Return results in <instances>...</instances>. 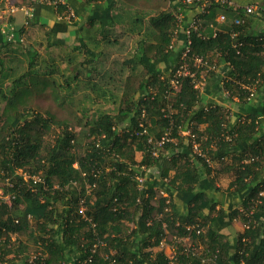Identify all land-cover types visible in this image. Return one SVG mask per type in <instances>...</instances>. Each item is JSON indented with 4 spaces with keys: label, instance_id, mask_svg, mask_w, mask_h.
Listing matches in <instances>:
<instances>
[{
    "label": "trees",
    "instance_id": "obj_1",
    "mask_svg": "<svg viewBox=\"0 0 264 264\" xmlns=\"http://www.w3.org/2000/svg\"><path fill=\"white\" fill-rule=\"evenodd\" d=\"M249 4L260 7L262 13L243 15L230 6L212 3L201 15L205 37L194 33L191 48L193 54L215 62L216 68L223 63L222 86L242 103L260 88L264 90V29L257 32L253 19L264 22V6ZM218 9L227 15L220 28L215 22ZM236 17L243 22L235 24ZM149 22L154 28V58L171 55L173 66L165 74L153 68L148 81L135 76L103 81L105 75L99 81L91 80L85 73L84 55L56 38V24L44 30L46 44L41 52L25 35L43 24L33 21L28 28H16L13 41L0 35V190L13 195L10 205L0 198V264H109L110 259L113 264H199L201 256L211 254L217 256L215 264H264V196L253 202L264 190V179L257 177L264 168V96L258 110L231 124L223 106L201 102L188 76L179 77L175 90L170 80L179 65L185 35L182 47L173 50L170 46L178 26L175 15L160 12ZM210 23L218 27L215 34ZM231 30L238 31L235 41L243 42L238 53L231 46ZM21 48L27 65L14 75L20 65L13 67L10 62ZM191 69L196 75L200 71ZM43 93L67 109L72 93H83L80 112L71 116L75 123L47 110H34L33 100ZM110 99L117 101L114 111L96 110L88 117L84 100L93 105ZM141 121L146 132L135 134ZM168 129L174 141L153 155L148 139L154 141ZM185 129L197 133L211 161L230 157L222 163L229 176L224 190L209 176L214 169L211 163L192 151L181 133ZM32 175H39L40 181L34 182ZM137 176L144 179L139 181ZM209 190L225 191L229 198L239 196L242 207L255 205L254 221L234 245L223 241L220 230L233 216L238 214L242 222L245 217L233 203L229 213L215 210L219 201ZM81 201L83 212L79 211ZM177 204L184 206V213L179 214ZM204 208L216 213L204 215ZM188 225L194 228L188 230ZM166 233L173 236L169 244L172 257L153 249ZM184 236L191 245L184 243ZM31 246L36 254L29 258ZM89 256L91 262H87Z\"/></svg>",
    "mask_w": 264,
    "mask_h": 264
},
{
    "label": "crops",
    "instance_id": "obj_2",
    "mask_svg": "<svg viewBox=\"0 0 264 264\" xmlns=\"http://www.w3.org/2000/svg\"><path fill=\"white\" fill-rule=\"evenodd\" d=\"M232 1L239 7L249 3H259L264 6V0ZM11 2L21 4L28 0H11ZM125 2V0H70L76 16L70 21L58 17L49 7L37 6L28 25L33 21L37 23L36 25L43 24L45 29L54 24L58 25L55 30L56 38L78 52L80 56L84 55L85 73L86 76L91 77V80L99 81V77L105 75L107 77L103 81H124L128 76L148 81L153 68L158 74L168 73L173 66L171 55L161 59L154 58L152 44L155 38L151 34L154 28L150 26L149 19L160 12H170L175 15L178 26L174 31L176 38L171 45L173 50H177L184 43L183 28L188 24L196 9L194 6L183 5L179 0H130V2L127 1L130 3L128 6ZM221 12L222 10L218 9L215 16ZM7 17L15 28L24 24V16L20 11ZM253 19L257 22L255 26L257 32H261L264 29V22L260 18ZM62 22L65 24H59ZM223 24L225 23H218V27L220 28ZM204 31L207 33V30L204 29ZM80 51L83 52L80 53ZM81 59L82 57L78 58V60ZM144 64L148 67L147 69ZM132 65L136 66V70H131ZM120 67L123 68L122 71H119ZM225 70L223 63H220L213 74L202 70L198 72L197 79L201 80L199 98L203 104L215 103L223 106L228 111L230 122L233 124L240 116L243 117L250 111L253 112L260 108L264 90L260 88L245 103L240 102L236 96H231L222 86L221 82L226 76ZM259 120L263 121V118L259 116ZM140 157V154L136 155V159ZM226 159L231 160L230 157L225 156L211 161L214 169L209 176L214 177L215 185L221 190L226 188L229 181L228 174L222 169L224 167L222 163ZM154 171L155 169L151 172ZM257 177L258 181L264 179V168L260 170ZM209 195L219 201L215 210L222 208L229 213L230 204L233 203V207L237 208L242 205L239 196L229 198L225 191L209 190ZM185 210L182 204H177L179 214L184 213ZM203 211L204 215L216 213L215 211L209 212L207 208ZM239 217L238 214L233 216L232 220L220 230L223 241L228 242L229 245H234L237 236L243 231ZM165 237L173 238L169 233H166ZM181 239L185 242L188 237L184 236ZM153 249L160 250V247L156 246ZM162 250L168 257L173 256L174 250L168 243ZM232 250L233 248L230 249L229 254Z\"/></svg>",
    "mask_w": 264,
    "mask_h": 264
},
{
    "label": "built area",
    "instance_id": "obj_3",
    "mask_svg": "<svg viewBox=\"0 0 264 264\" xmlns=\"http://www.w3.org/2000/svg\"><path fill=\"white\" fill-rule=\"evenodd\" d=\"M4 2V5L6 7L5 11L7 13H0V35L3 36V38L5 40L8 41H13L14 39V32L16 30L15 26L8 20V15L13 14L17 11H20L23 16H24V24L23 25H27L29 23V21L32 19L33 15H34V10L36 6H46V7H51L52 10L55 12V14L60 17V18H64L66 20H72L74 19L75 13L74 10L72 8V6L70 5V0H28V2L26 3H21V4H15L13 2H11V0H0ZM94 1H102V0H94ZM183 5L185 6H194V8L196 9V12L192 15L191 19L189 20L188 24L183 28V33L185 35V43H184V48L182 49L180 55H179V65L175 68L174 72H173V76L171 81V86L177 90L179 88V77L181 76H188L189 78L192 79V83L194 88L196 89H200L201 87V80L197 79V75H196V71L191 69V67H195L196 69H200L204 72H207L210 69H216V65L215 62L210 63L205 57H203L202 55L199 54H193L191 52V48H192V41H193V34L196 33V36L199 37H205V35L202 33V19H201V15L204 14L208 7L212 4V3H218L221 5H225V6H230L232 7L236 12L238 11H242L243 15H251V14H260L262 13V9H260V7H258L255 4H246L242 7H239L238 5H236L232 0H179ZM3 14H5L3 16ZM226 21V15L224 12L219 13L216 18H215V22L218 23H223ZM233 22L235 24H240L243 22V19L240 17H236L233 19ZM216 23H210V26L213 29V34H215L216 31H218V27L216 25ZM230 37L233 39L231 46L234 47L236 49V53H238V47L243 45V42L241 40H237L235 41L237 35H238V31H234L231 30L229 32ZM264 46V44H263ZM172 47V45L170 46ZM227 64H229V62H226ZM171 105L168 104V108L169 111L171 112ZM145 114V111L142 110V115ZM140 130L135 132V134H141V133H145L146 132V125L143 121L139 122L138 124ZM182 135H184L187 138V141L190 143L192 151L201 156L204 157V159L208 162L211 163V159L208 156V153L206 150L202 149L200 146V142H199V137L197 135V133L193 132L191 129H185L183 131H181ZM170 141H174V138L171 137L170 134V130H166L158 139H155L154 141H152L151 138L148 139V142H152L153 146H152V154L153 155H157V151L159 148L163 147V145L167 142ZM31 178L33 179L34 182L36 181H40V176L39 175H32ZM137 178L139 179V181H142L144 179V177L141 176H137ZM159 193L163 196H166V193L162 190L159 191ZM258 197L256 198V200H254L253 202L258 203L260 202L259 197L264 196V190H260L258 192ZM13 195H3L1 190H0V198L7 203L8 205L11 204V199H12ZM169 200L166 198V203H168ZM80 212H83L84 207L82 204V201L80 202ZM254 207L255 205L253 204H249V207H239L238 211L241 215H243L245 217V221L242 222V226H243V230L249 228L250 226V222L254 221ZM166 210L168 209V206H166L165 208ZM165 225V223H164ZM194 228L193 225H188L187 229H192ZM200 230H196V232H199ZM166 236V234H165ZM163 237L158 246L164 247L166 246L165 243V238ZM242 240H247L245 237ZM191 244H187V246H189ZM97 245L95 244L92 248L91 251L94 253L95 251H97L96 249ZM194 249V248H192ZM196 250V249H195ZM216 255L215 254H211V255H204L201 256L199 259V264H207L208 262L212 261L215 262L216 259ZM105 259H109V257L107 255H104ZM87 262H91V256H89ZM114 263V259H110L109 264H113ZM170 264H177L174 261H171Z\"/></svg>",
    "mask_w": 264,
    "mask_h": 264
},
{
    "label": "rangeland",
    "instance_id": "obj_4",
    "mask_svg": "<svg viewBox=\"0 0 264 264\" xmlns=\"http://www.w3.org/2000/svg\"><path fill=\"white\" fill-rule=\"evenodd\" d=\"M12 1H15V0H12ZM125 1H126L125 3L128 6L130 3H128L127 1L130 2V0H125ZM5 9H6V7L4 5V2L0 1V13L4 12ZM4 13H7V12L5 11ZM4 15L5 14H3V16ZM44 30H45L44 27L33 26L32 29L29 31V35H25V37L27 38L26 41H28L29 43L33 42L34 47L37 48V50L40 51V52L43 51V46L46 44V40H45V37H44ZM56 51H58V50L56 49ZM22 53H23V49L21 48V49H19V51L16 52V54H15V56L13 58V61L10 62V64L13 67L16 66L17 63H18V65H20V67L17 66L18 68H16V72H14V75L19 74L20 72H22L26 68V65H27L26 56H24V54L22 55ZM3 56H6V55H3ZM4 59H6V58H3V60ZM18 59L19 60L21 59L22 62H18ZM4 82L6 83V85H8L6 80H4ZM61 94H63V93H61ZM80 94L82 95L83 93H72L73 100L71 101V103L66 104L68 107H70V109H67V108H63V107L59 106L58 104H56V102H54L52 100V98H51L49 93H43V94L37 96L33 100L34 110L39 111L41 113H45V111L47 110V111L53 112L57 117H69L71 119V123L73 125L75 123V119L71 118V116L75 112H80V108H81L80 105L78 104V102L81 99L80 98L81 97ZM91 94L94 96V93H91ZM119 94L120 93H117V95H119ZM97 98L98 97H96V99ZM83 103H84L83 105L86 107V113H87L88 117H89L90 113H92V112H94L96 110H97L96 112H98L100 110H104V111L111 110V111H114L116 109V106H117V101L113 102V101H111V99L107 103H99V101H98L97 103H95L93 105H90L89 104V100H87V101L84 100ZM86 105H88L89 108H87ZM70 110H71V114L69 113ZM54 129H56V127L55 128L53 127V129L51 130V133L47 134V139H51V137H52V135L54 133L53 132ZM137 154H140V153L136 152V155ZM226 180H228V179H226ZM83 207H84V205H83ZM127 224H129V226H132L131 222H127ZM15 237H16V235H12L13 239ZM18 237L25 239V236H23V235H20ZM170 241L171 240L168 237L165 238V243H168V244L171 245ZM190 242H191L190 239H188L184 243L190 244ZM174 246H175V244H174ZM33 247L34 246H31V248L28 251L29 258L30 257L32 258L36 254V251L34 250ZM160 249H163V247H161ZM207 264H215V263L210 261Z\"/></svg>",
    "mask_w": 264,
    "mask_h": 264
}]
</instances>
